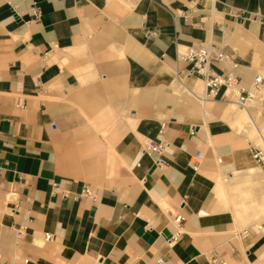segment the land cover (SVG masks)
<instances>
[{
    "label": "crops",
    "instance_id": "0c3cea01",
    "mask_svg": "<svg viewBox=\"0 0 264 264\" xmlns=\"http://www.w3.org/2000/svg\"><path fill=\"white\" fill-rule=\"evenodd\" d=\"M197 45L264 75V0H0V264H264L260 106L198 99Z\"/></svg>",
    "mask_w": 264,
    "mask_h": 264
},
{
    "label": "built area",
    "instance_id": "2783aa9c",
    "mask_svg": "<svg viewBox=\"0 0 264 264\" xmlns=\"http://www.w3.org/2000/svg\"><path fill=\"white\" fill-rule=\"evenodd\" d=\"M15 11V9H13ZM16 13V12H15ZM17 16V13H16ZM35 17H39V11L36 9ZM184 20L188 22L189 17L185 16ZM178 63L184 64V68L179 77L187 79H196L204 85V96L198 98L200 100L223 102L233 104L240 110H250L253 106L264 107V77L256 72L251 80H247L243 74V67L235 60V56L224 52L217 46L213 45H197L187 47L176 53ZM23 107L20 101L16 105ZM52 127H56L53 123ZM166 125L161 127V133L164 132ZM195 133L192 132V135ZM145 151L156 154V164L162 166L164 164L163 153L166 149L164 142L154 140H146L144 143ZM253 160L264 177V135L258 134V137L251 139ZM202 153L198 151L191 160V165L195 169L201 164ZM55 189L58 184L53 185ZM81 197H93L91 189L86 188ZM187 197L182 199V205L185 204ZM173 222L178 227L184 222L182 215H173ZM254 230L264 234V224L256 225ZM245 231L243 235H247ZM21 233H18L20 236ZM179 233L174 236L173 240H177ZM163 261L159 260L158 264ZM213 264H227L221 261L219 257L212 259ZM24 264H27L25 261Z\"/></svg>",
    "mask_w": 264,
    "mask_h": 264
},
{
    "label": "rangeland",
    "instance_id": "374dc122",
    "mask_svg": "<svg viewBox=\"0 0 264 264\" xmlns=\"http://www.w3.org/2000/svg\"><path fill=\"white\" fill-rule=\"evenodd\" d=\"M254 69H255V72H259V65H254L252 64ZM199 90L197 89V93L200 94L201 91H202V85L200 87ZM236 109V108H235ZM240 110V109H238ZM253 119H254V122L256 123L257 127H258V131L260 133H262L264 135V107L261 106V107H256L255 109H253ZM251 139H255L258 137V134L257 132H255L252 136ZM255 165V164H254ZM259 176H260V181H264V177L262 176V174L259 172ZM264 221V219H257L254 221L253 224H259V223H262ZM252 223H250L249 225H251ZM249 225H246V226H249Z\"/></svg>",
    "mask_w": 264,
    "mask_h": 264
},
{
    "label": "bare ground",
    "instance_id": "6f19581e",
    "mask_svg": "<svg viewBox=\"0 0 264 264\" xmlns=\"http://www.w3.org/2000/svg\"><path fill=\"white\" fill-rule=\"evenodd\" d=\"M261 74V73H260ZM262 76L264 77V75L262 74ZM183 95V94H182ZM204 96V95H203ZM202 101H206V100H202ZM232 106V105H231ZM234 107V106H233ZM241 113H243L244 115H242L243 117H246L245 115V113L244 112H242V111H240ZM248 117V116H247ZM246 119V118H245ZM250 121V120H249Z\"/></svg>",
    "mask_w": 264,
    "mask_h": 264
}]
</instances>
